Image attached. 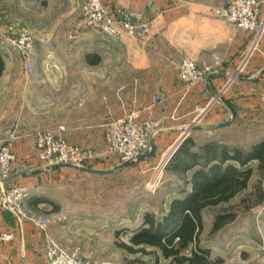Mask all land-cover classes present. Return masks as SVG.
Instances as JSON below:
<instances>
[{"label": "crops", "instance_id": "obj_1", "mask_svg": "<svg viewBox=\"0 0 264 264\" xmlns=\"http://www.w3.org/2000/svg\"><path fill=\"white\" fill-rule=\"evenodd\" d=\"M111 6L115 12L118 7L127 8L135 18L154 19L156 24L146 37L140 39L129 37L118 41L104 34L82 32L78 33L74 46L36 48L32 62L35 71L30 78L10 80L0 77V118L4 114L6 94L10 95L4 87L9 85L17 96L23 94L26 97L27 106L34 112L42 114L43 111L48 118H75L80 124L83 122L82 126L103 125L105 120L111 121L135 107L150 105L152 97L157 96L162 102L153 109L157 120L156 153L174 147L189 136L197 145L210 141L228 145L216 135L227 129H245L246 120L253 127L264 129V38L243 71H239L253 46V34L238 31L213 15L182 14L180 8L166 12L164 0H112ZM38 54L45 58L42 63L36 61ZM186 55L200 68L212 67V72L187 93L179 75L181 59ZM5 66L4 61V70ZM74 111L77 114L74 115ZM86 120L91 122L86 124ZM51 128L46 130L56 129ZM68 129L65 133L68 141L89 144L85 139L72 136V129ZM201 131L208 135L199 142L196 132ZM81 134L87 132L81 131ZM14 148L17 161L23 165H37L35 170L39 175L27 179L24 173L15 172L0 183V192L25 181L31 182L33 187H38L39 182L44 185L52 182L55 172L67 169H45L48 165L36 157L35 137L33 142L26 140L24 146L17 142ZM35 192L33 188L26 201L28 218L20 220L10 211L0 210V230L12 235L11 239L0 243V264H47L46 239L35 220L43 218L38 211L50 210V204ZM181 195L178 192L173 198ZM168 210L169 205L159 216ZM143 223L144 220L140 225ZM212 226L211 237L226 228L211 235ZM115 229L114 235L121 230ZM127 229V226L122 228L124 232ZM48 231L52 235L50 226ZM68 232L70 230L65 226L59 230L60 236H66ZM132 234L129 241H124L126 244L131 245ZM203 234L201 246L210 250V258L218 255L229 262L231 259L223 249L206 245ZM158 256V261H171L160 253Z\"/></svg>", "mask_w": 264, "mask_h": 264}, {"label": "rangeland", "instance_id": "obj_2", "mask_svg": "<svg viewBox=\"0 0 264 264\" xmlns=\"http://www.w3.org/2000/svg\"><path fill=\"white\" fill-rule=\"evenodd\" d=\"M230 1L164 0V8L166 12L180 8L182 14L193 12L216 17L213 9ZM86 2L87 0H0V54L6 63L1 77L10 80L30 78L35 71L32 62L36 48L74 46V40L78 33L82 32L97 36L104 34L97 27H90L86 23L83 12ZM111 3L112 0H107V7L118 22L147 25L148 32L129 37L137 39L146 37L156 24L154 19L135 18L127 8L118 7L115 12ZM18 32H26L33 38L28 54L23 53L17 46L18 42L15 40L19 39ZM129 37L111 38L124 41ZM44 59L41 54L36 56L39 63ZM74 60L76 61L75 58ZM29 66L32 67L31 71ZM4 88L10 95L6 94L4 114L0 118V138H5L11 131L16 130L19 136L17 142H22L24 146L26 140L33 142L38 133L64 125L67 130L72 129V136L79 140L85 139L89 143L82 146L92 148L101 154L91 168L108 170L122 163L117 157L106 154L104 137L110 119H104L105 124L100 126L87 124L91 121L86 120L87 125L82 126L83 122L80 124L75 118H48L44 116L45 112L42 111L40 114L27 106L26 97L23 94L17 96V93L12 92V86L6 85ZM8 100L10 102H7ZM73 114H77L76 111ZM197 130L199 129H195ZM81 131L87 134H81ZM226 131L216 136L230 146L238 145L248 149L252 144L264 140V129L253 127L248 120L245 121V129ZM197 133L199 142L208 135L206 131ZM71 143L76 144L75 141ZM173 151V147L162 150L151 158L134 161L108 175L88 176L84 172L65 169L55 172L52 182H46L44 185L39 182L38 187L36 185L33 187L31 182L25 181L14 186L26 189L27 199L34 188L40 199L48 201L50 210L38 211V214L50 219L52 236L63 248L77 252L83 258L100 264H138L139 260L145 264H173L163 259L157 262L154 254H131L117 244L129 241L130 233H134L135 229L141 226L146 212L150 211L159 216L168 208L173 196L178 195L180 190L188 188L184 185L182 177L167 170L170 158L176 150ZM250 165L254 167L256 162ZM35 168H37L35 164L23 165L17 161L11 174L21 172L28 179L39 175ZM249 192L250 189L228 203L209 207L203 212L205 227L203 241H206L208 246L213 245L215 249L224 250L231 262H225L224 259L223 264H264V207L253 208L248 213L240 212L238 219L217 236L209 235L215 216L227 209L241 211L239 203ZM62 226L70 230L68 235L60 236L59 230ZM124 226L128 227L125 232L122 230ZM115 227L121 229L116 235ZM64 242H67V245Z\"/></svg>", "mask_w": 264, "mask_h": 264}, {"label": "built area", "instance_id": "obj_3", "mask_svg": "<svg viewBox=\"0 0 264 264\" xmlns=\"http://www.w3.org/2000/svg\"><path fill=\"white\" fill-rule=\"evenodd\" d=\"M106 2L107 0H87L85 3L84 17L90 27H97L102 33L116 39L148 32L147 25L118 22L111 15ZM213 14L236 30L254 35L253 46L239 69L243 71L247 60L254 51L258 50V45L264 38V0H231L228 4L215 7ZM10 30L13 31L12 28ZM17 34L19 36L18 41L15 40L18 42L17 46L23 53L28 54L31 51L33 38L26 32ZM29 69L31 71L32 67L29 66ZM211 72V66L200 68L193 58L184 57L179 65V75L185 84V92L202 82ZM161 102L159 97L153 96L150 105L135 107L109 121L104 137L106 154L117 157L123 163L134 161L138 155L149 152L151 137L155 136L157 130L153 109ZM66 132L67 128L60 125L55 130L38 133L35 138L37 159L46 165L68 163L79 167H92L101 154L92 148L71 143L65 137ZM18 139L16 130L11 131L5 138H0V183L11 176L17 161L14 147ZM180 143L181 141L174 145V151ZM27 197L26 189L19 186L4 188L0 192V210L10 211L20 220L28 218ZM50 223L48 217L35 220V224L43 230L46 239L47 264H100L63 248L49 233ZM11 238V234L0 230V243Z\"/></svg>", "mask_w": 264, "mask_h": 264}, {"label": "trees", "instance_id": "obj_4", "mask_svg": "<svg viewBox=\"0 0 264 264\" xmlns=\"http://www.w3.org/2000/svg\"><path fill=\"white\" fill-rule=\"evenodd\" d=\"M3 71L0 54V77ZM253 162L254 167L250 165ZM167 170L182 177L190 191L180 190L182 195L172 198L168 212L161 217L146 212L143 225L130 238L131 245L118 242V247L131 254H154L157 262L160 253L175 264H223L222 258L211 259L210 250L201 246L203 211L250 189L239 203L241 211L227 209L215 216L210 232L214 235L234 223L240 212L264 207V140L245 149L216 141L197 145L189 136L170 158ZM138 264L145 262L139 260Z\"/></svg>", "mask_w": 264, "mask_h": 264}, {"label": "water", "instance_id": "obj_5", "mask_svg": "<svg viewBox=\"0 0 264 264\" xmlns=\"http://www.w3.org/2000/svg\"><path fill=\"white\" fill-rule=\"evenodd\" d=\"M150 145H151L150 151L147 152V153L138 155L134 161L144 160V159H148V158H151V157L155 156V154H156V145H155L153 136L151 137ZM134 161L130 160V161L123 162L120 165L114 167L113 169H108V170L94 169V168H91V167H79V166H75V165L68 164V163L67 164L48 165V166L45 167V169L51 170V169L67 168V169H74V170H77V171L90 173V174L107 175V174L113 173L115 170H118V169H120L122 167H125V166L131 164Z\"/></svg>", "mask_w": 264, "mask_h": 264}]
</instances>
